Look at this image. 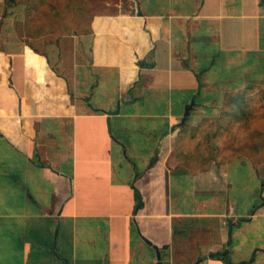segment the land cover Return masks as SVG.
<instances>
[{"label":"crops","instance_id":"crops-1","mask_svg":"<svg viewBox=\"0 0 264 264\" xmlns=\"http://www.w3.org/2000/svg\"><path fill=\"white\" fill-rule=\"evenodd\" d=\"M3 7L0 264H264V161L222 134L264 0H117L28 44Z\"/></svg>","mask_w":264,"mask_h":264},{"label":"rangeland","instance_id":"rangeland-1","mask_svg":"<svg viewBox=\"0 0 264 264\" xmlns=\"http://www.w3.org/2000/svg\"><path fill=\"white\" fill-rule=\"evenodd\" d=\"M86 1L90 4L89 14H92V17H93L94 15L106 13L107 11H109V9L112 8L113 4L117 0H86ZM3 4H4V7H3V11L1 15H3L5 19L10 14H12V12L14 11L16 7H18L19 5L22 6V22H21V31H20V34H22V36L20 37V34H19L18 38L21 41L24 40L28 44L29 40L27 39V35L25 34V30H24V18H25V8H26L25 4L23 2H18L12 5H7L3 2ZM90 16L91 15L89 16L86 15L85 17L81 19V21L78 19L79 17L75 18L74 26L78 25V22L81 23V26L78 25L79 26L78 33L85 30L87 24L89 23V20L91 19ZM77 27L68 28V29H65V31L64 30L62 31V29L58 28V30L54 33H46L43 35L49 36L47 37L49 39H47L46 42L51 41V43H54L55 38L61 37L63 35H67L71 33L72 31L77 32L76 31ZM34 39H35L34 37H31V41H34ZM247 93L250 96L249 114L248 112H245L244 123L235 121L234 124H231L230 123L231 120L224 119V122L222 124L223 126L222 134H223V139H224L223 142L225 143L227 138H231L232 136L234 137L235 130L233 128L235 127V124H238L237 126L239 130L237 134L235 135V142L232 145L239 146L238 148H239L240 155L245 154V152H242L241 150H243V147L248 146L250 157L252 156L256 164H259L260 162L264 161V86L253 87L249 89ZM246 116H249V118L246 119ZM250 146H252V148ZM257 174L264 175V165L263 164L259 166ZM257 187L258 185H256V189ZM260 188L262 187L260 186L259 189ZM260 194L261 192H259V190L255 191V194H254L255 204H256L255 208L259 206L258 205L259 202L260 203L262 202V198ZM259 226L262 227V224Z\"/></svg>","mask_w":264,"mask_h":264},{"label":"trees","instance_id":"trees-1","mask_svg":"<svg viewBox=\"0 0 264 264\" xmlns=\"http://www.w3.org/2000/svg\"><path fill=\"white\" fill-rule=\"evenodd\" d=\"M7 5H12L18 2H23L25 8L24 30L27 36L37 38L46 33H54L58 28L62 31L68 28H75V18L80 21L86 15L92 18L89 14L90 4L85 0H2ZM89 17V19H90ZM79 26L76 28L78 32ZM251 89V88H250ZM249 89L237 93L244 99L239 101L236 99L226 101L225 108L228 111H235L239 116L232 121L242 122L245 112H249L250 96L247 93ZM235 135L227 140L235 141Z\"/></svg>","mask_w":264,"mask_h":264}]
</instances>
